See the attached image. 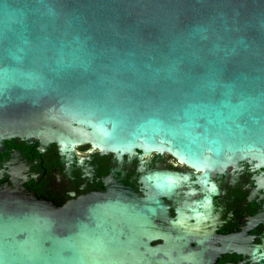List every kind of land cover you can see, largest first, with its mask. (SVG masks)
<instances>
[{"label":"water","instance_id":"water-1","mask_svg":"<svg viewBox=\"0 0 264 264\" xmlns=\"http://www.w3.org/2000/svg\"><path fill=\"white\" fill-rule=\"evenodd\" d=\"M0 264H264V0H0Z\"/></svg>","mask_w":264,"mask_h":264},{"label":"flooded vegetation","instance_id":"flooded-vegetation-1","mask_svg":"<svg viewBox=\"0 0 264 264\" xmlns=\"http://www.w3.org/2000/svg\"><path fill=\"white\" fill-rule=\"evenodd\" d=\"M79 146H87V145H79ZM88 146L90 147V145H88ZM77 147H78V146H77ZM77 147H75V149H74V152H75L76 155H79V156H86V155H87L86 152H79V151H77V150H76ZM90 148H91V147H90ZM93 151H95V150H93ZM96 151H97V150H96ZM97 152H99V151H97ZM164 156H168L169 158H171L172 161H173V163H174L175 165L179 166L180 168H183V169H186V170L192 171V172L196 173V175H198V176L202 173V171H197V170H195V169H193V168H191V167H188V166H186L185 164H183L182 162H179L176 158H174V157H172V156H170V155H168V154H164Z\"/></svg>","mask_w":264,"mask_h":264}]
</instances>
